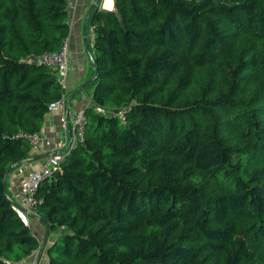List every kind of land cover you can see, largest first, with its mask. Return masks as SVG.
Instances as JSON below:
<instances>
[{
    "label": "trees",
    "instance_id": "1",
    "mask_svg": "<svg viewBox=\"0 0 264 264\" xmlns=\"http://www.w3.org/2000/svg\"><path fill=\"white\" fill-rule=\"evenodd\" d=\"M94 6L80 141L35 189L46 264H257L264 253V0ZM65 0H0V264L37 245L4 171L63 92ZM5 175V174H4Z\"/></svg>",
    "mask_w": 264,
    "mask_h": 264
},
{
    "label": "crops",
    "instance_id": "2",
    "mask_svg": "<svg viewBox=\"0 0 264 264\" xmlns=\"http://www.w3.org/2000/svg\"><path fill=\"white\" fill-rule=\"evenodd\" d=\"M100 9L112 10V0H65V21L67 32L65 35L67 71L64 78V102L63 106L69 111L83 109L90 103V89L85 90L84 85L93 78V68L90 54L93 41L91 25L88 18L83 26V17L90 3ZM92 7V8H93ZM91 11V10H90ZM90 85V84H89ZM91 87V85H90ZM57 109H50L44 112L39 126L40 133L49 139L51 144H55L59 138ZM46 153L43 147L28 148L26 157L16 163L11 164L12 168L5 172L4 191L8 200L15 202L17 200V187L19 181L26 172L33 169L43 160ZM39 217H29L27 227L31 235L36 240V247L22 258L24 261L32 260L33 264H46L45 247L55 236L56 230H47L45 232L44 223Z\"/></svg>",
    "mask_w": 264,
    "mask_h": 264
},
{
    "label": "built area",
    "instance_id": "3",
    "mask_svg": "<svg viewBox=\"0 0 264 264\" xmlns=\"http://www.w3.org/2000/svg\"><path fill=\"white\" fill-rule=\"evenodd\" d=\"M93 35V31H92ZM24 61L36 64H43L51 67L54 71L55 80L63 90L57 99H54L46 105L48 110L57 109L59 138L55 144H51L49 139L43 136L39 130L20 131L18 135L23 137L29 148L43 147L46 153L43 160L33 169L25 173L18 183L17 200L11 203V208L20 219L27 225L29 217L36 216V204L38 199L35 196L37 183L47 178L52 170H54L62 154L76 141L81 140L82 131L85 125V114L83 109L77 111H69L63 106L64 102V78L67 71L66 46L65 40L62 39L55 50H44L40 52H31L23 58ZM91 110L105 114L106 111L97 104H90ZM5 264H33L32 260L24 261L22 259L10 261L3 259Z\"/></svg>",
    "mask_w": 264,
    "mask_h": 264
},
{
    "label": "water",
    "instance_id": "4",
    "mask_svg": "<svg viewBox=\"0 0 264 264\" xmlns=\"http://www.w3.org/2000/svg\"><path fill=\"white\" fill-rule=\"evenodd\" d=\"M95 1H96V0H95ZM93 5H94V2L90 3L89 6H88V8H87V10H86V12H85V14H84V17H83V26H84V24H85V22H86V20H87V18H88L89 12H90V10L92 9ZM90 59H91V58H90ZM93 76H94V70H93ZM9 166H10V165H9ZM4 174H5V171H4V173H3V176H4ZM38 219L41 220L40 218H38ZM41 221L44 223V227H45V232H44V236H43V241H44V238H45V236H46V233H47L48 227H47V224H46L43 220H41Z\"/></svg>",
    "mask_w": 264,
    "mask_h": 264
},
{
    "label": "rangeland",
    "instance_id": "5",
    "mask_svg": "<svg viewBox=\"0 0 264 264\" xmlns=\"http://www.w3.org/2000/svg\"><path fill=\"white\" fill-rule=\"evenodd\" d=\"M84 89L85 90L90 89V85L89 84H85L84 85ZM59 233H60L59 231H56L55 235H58ZM256 262H257V264H264V253L258 254V258H257Z\"/></svg>",
    "mask_w": 264,
    "mask_h": 264
}]
</instances>
